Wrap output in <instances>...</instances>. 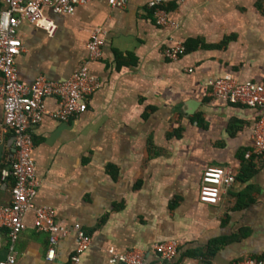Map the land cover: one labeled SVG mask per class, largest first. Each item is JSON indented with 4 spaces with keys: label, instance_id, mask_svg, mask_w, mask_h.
<instances>
[{
    "label": "crops",
    "instance_id": "1",
    "mask_svg": "<svg viewBox=\"0 0 264 264\" xmlns=\"http://www.w3.org/2000/svg\"><path fill=\"white\" fill-rule=\"evenodd\" d=\"M149 2L127 0L113 9L97 0L71 15L49 8L46 15L57 25L53 36L20 24L25 51L16 67L27 86L38 77L67 81L88 60L96 30L103 46L102 57L89 63L100 88L87 111L55 119L59 100L48 97L44 119L32 129L34 204L54 209L56 222L69 231L48 260L50 234L37 231L35 211H28L16 264H69L74 225L91 238L81 264H112L110 248L141 251L146 264H154L160 259L155 246L167 241L178 242L181 264L264 258V158L248 182L237 180L260 111L213 98L209 85L225 76L241 84L264 81V0H165L160 10L167 25L158 23ZM6 8L0 0V12ZM179 44L186 48L179 60L164 57ZM3 123L0 99V206H9L14 179L3 181L1 172L16 157L15 135ZM210 166L236 175L217 205L199 199ZM247 188L253 201L244 202L245 195L239 207ZM223 239L227 243L209 254L211 244ZM9 253L8 230L0 228V261Z\"/></svg>",
    "mask_w": 264,
    "mask_h": 264
},
{
    "label": "built area",
    "instance_id": "2",
    "mask_svg": "<svg viewBox=\"0 0 264 264\" xmlns=\"http://www.w3.org/2000/svg\"><path fill=\"white\" fill-rule=\"evenodd\" d=\"M7 8L0 12V99L4 105V128L15 135L16 157L10 168L2 169V180L14 179L11 190L12 202L9 206H0V228L8 230L9 255L0 264H16L15 245L20 234L26 229L25 217L28 211H35L34 225L37 231L50 234L48 260H53L59 239L69 229L56 222L55 210L47 206L36 207L34 199L38 192L35 163L32 159L34 141L32 129L41 123L45 116V99L56 97L59 100L58 110L51 116L61 121L78 117L87 111L91 95L100 88L99 81L89 72V63L102 57L103 40L100 30H96L88 44V60L83 63L65 82H53L45 77H38L31 86L19 80L16 59L25 51L18 37V28L26 21L53 36L57 25L46 15L47 9L55 14L71 15L78 6L97 0H4ZM113 9H122L127 0H106ZM165 0H150L149 7L156 10L157 21L167 25L168 19L160 7ZM186 53L184 45L179 44L164 51V57L179 60ZM210 95L215 99L224 100L234 105L256 108L260 117L254 124L253 144L246 152L245 159L251 158L259 162L264 158V81L261 83H239L231 76L210 81ZM236 181L232 169L210 166L202 176L199 199L208 205H217L223 192L227 191ZM76 233V249L69 264H81L82 256L91 245V238L80 225H74ZM160 255L154 264H181L176 261L179 244L167 241L155 246ZM109 262L112 264H146L141 251L130 250L117 252L110 248ZM227 264H264L263 259L252 257L231 261Z\"/></svg>",
    "mask_w": 264,
    "mask_h": 264
},
{
    "label": "trees",
    "instance_id": "3",
    "mask_svg": "<svg viewBox=\"0 0 264 264\" xmlns=\"http://www.w3.org/2000/svg\"><path fill=\"white\" fill-rule=\"evenodd\" d=\"M249 150V149H248ZM248 150H245V151H242L241 152V161H242V167H241V170H240V173L239 175L237 176V180L242 182V183H246L248 182L258 171H259V166H258V163L259 162H256L255 159L251 158L249 160L245 159V155H246V152ZM248 191H250V188H247L244 192L241 193V195L239 196V207L242 205H240V203L242 202L241 201V198L243 197V200H244V197L245 195L246 196H249L248 194ZM241 201V202H240ZM253 201L252 197L249 196V199L248 201H244L246 203H251ZM243 202V203H244ZM245 203V204H246ZM228 241V239H223V240H217V241H214L212 244H211V249H210V252L209 254H214L216 250H218V247L220 245H224L226 244ZM219 245V246H218Z\"/></svg>",
    "mask_w": 264,
    "mask_h": 264
},
{
    "label": "water",
    "instance_id": "4",
    "mask_svg": "<svg viewBox=\"0 0 264 264\" xmlns=\"http://www.w3.org/2000/svg\"><path fill=\"white\" fill-rule=\"evenodd\" d=\"M1 152H2V148H0V162H1Z\"/></svg>",
    "mask_w": 264,
    "mask_h": 264
}]
</instances>
